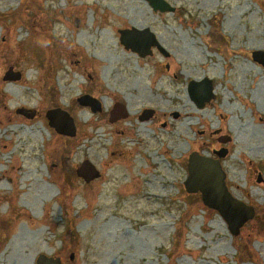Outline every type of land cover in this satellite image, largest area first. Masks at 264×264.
I'll list each match as a JSON object with an SVG mask.
<instances>
[{
	"label": "rangeland",
	"instance_id": "1",
	"mask_svg": "<svg viewBox=\"0 0 264 264\" xmlns=\"http://www.w3.org/2000/svg\"><path fill=\"white\" fill-rule=\"evenodd\" d=\"M166 1L173 12L0 0V264H264V67L251 56L264 51V0ZM131 27L150 28L168 55L125 50L117 30ZM10 66L21 78L2 81ZM203 78L214 97L198 108L188 84ZM116 102L128 114L110 123ZM53 108L73 136L48 125ZM221 147L228 191L255 209L236 236L183 185L189 154ZM85 160L100 174L89 182L76 175Z\"/></svg>",
	"mask_w": 264,
	"mask_h": 264
},
{
	"label": "water",
	"instance_id": "2",
	"mask_svg": "<svg viewBox=\"0 0 264 264\" xmlns=\"http://www.w3.org/2000/svg\"><path fill=\"white\" fill-rule=\"evenodd\" d=\"M145 1L153 11L173 12L172 7L166 0H142ZM120 44L126 49L137 53L140 57L151 56L153 54L152 47L164 56L167 52L160 45L155 35L149 28L137 29L131 27L129 29H119ZM252 59L264 66V51L252 52ZM21 77L20 72H16L12 67L5 72L3 81H15ZM189 94L196 105L201 108L206 102H209L214 95L212 94V83L208 79L200 82L191 81L189 83ZM77 102L82 106H89L92 112L101 111L100 102L90 95H82L77 98ZM18 113L25 114V110L18 109ZM153 110L145 109L139 115L140 120H146L153 115ZM33 114V113H32ZM31 114V116H32ZM127 116L126 108L122 103H117L110 111V122ZM49 126L59 134L73 136L76 128L72 117L68 112L56 108L46 112ZM228 137H221L219 141L226 143ZM218 156L217 159L202 156L197 152H192L188 156L187 177L183 182L186 192L201 193V200L204 205L215 209L223 217L228 224L230 233L234 236L239 234L241 226L249 219L254 217L255 210L252 206H248L243 202L232 197L225 184V173L221 168L219 158L225 157L227 150L220 149L214 151ZM76 174L82 177L86 182L97 178L100 174L96 168L87 160L83 161L76 169ZM260 181V179H258ZM35 264H61L59 257H49L40 254Z\"/></svg>",
	"mask_w": 264,
	"mask_h": 264
},
{
	"label": "bare ground",
	"instance_id": "3",
	"mask_svg": "<svg viewBox=\"0 0 264 264\" xmlns=\"http://www.w3.org/2000/svg\"><path fill=\"white\" fill-rule=\"evenodd\" d=\"M8 86H9V90L12 89V87L10 85H8ZM15 91H18V89H16ZM259 109H261V110L264 109L262 103L261 104L259 103ZM19 168L21 169V167H19ZM1 179H2V175H0V180ZM23 181H24V183H28V184L30 183V180L28 179V177H26L25 179H23ZM19 258H21V257H19Z\"/></svg>",
	"mask_w": 264,
	"mask_h": 264
}]
</instances>
